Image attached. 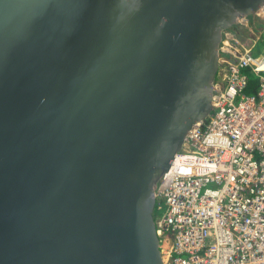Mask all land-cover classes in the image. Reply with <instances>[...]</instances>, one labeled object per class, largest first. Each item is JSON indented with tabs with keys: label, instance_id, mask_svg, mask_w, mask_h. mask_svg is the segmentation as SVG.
<instances>
[{
	"label": "water",
	"instance_id": "obj_1",
	"mask_svg": "<svg viewBox=\"0 0 264 264\" xmlns=\"http://www.w3.org/2000/svg\"><path fill=\"white\" fill-rule=\"evenodd\" d=\"M263 4L0 0V264H163L156 184Z\"/></svg>",
	"mask_w": 264,
	"mask_h": 264
},
{
	"label": "built area",
	"instance_id": "obj_2",
	"mask_svg": "<svg viewBox=\"0 0 264 264\" xmlns=\"http://www.w3.org/2000/svg\"><path fill=\"white\" fill-rule=\"evenodd\" d=\"M250 17L235 24L248 43L222 32L211 113L187 131L156 184L163 264H264V4ZM246 71L258 78L251 94Z\"/></svg>",
	"mask_w": 264,
	"mask_h": 264
},
{
	"label": "trees",
	"instance_id": "obj_3",
	"mask_svg": "<svg viewBox=\"0 0 264 264\" xmlns=\"http://www.w3.org/2000/svg\"><path fill=\"white\" fill-rule=\"evenodd\" d=\"M250 20V24L252 25V27L256 30H259L260 27L262 28V24L260 23V21H255L252 19V17L249 18ZM245 33V32H244ZM238 36L240 37H243V32H242V29H240V33L238 34ZM247 73V76H248V86L247 88L245 89V93L246 94H251L255 91L256 89V86H257V83H258V78L252 74L251 72L249 71H246Z\"/></svg>",
	"mask_w": 264,
	"mask_h": 264
},
{
	"label": "rangeland",
	"instance_id": "obj_4",
	"mask_svg": "<svg viewBox=\"0 0 264 264\" xmlns=\"http://www.w3.org/2000/svg\"><path fill=\"white\" fill-rule=\"evenodd\" d=\"M260 23L263 24L262 22H260ZM238 28L242 29V32H243V35H244L243 37L240 36L239 40L242 41V42L248 43L249 41L247 39V30L245 28H243V27H238ZM260 29H261V27H260ZM262 44H263V42H262Z\"/></svg>",
	"mask_w": 264,
	"mask_h": 264
},
{
	"label": "flooded vegetation",
	"instance_id": "obj_5",
	"mask_svg": "<svg viewBox=\"0 0 264 264\" xmlns=\"http://www.w3.org/2000/svg\"><path fill=\"white\" fill-rule=\"evenodd\" d=\"M232 29H233V31L235 32V33H237V34H239L240 33V28H238V26H233L232 27Z\"/></svg>",
	"mask_w": 264,
	"mask_h": 264
}]
</instances>
